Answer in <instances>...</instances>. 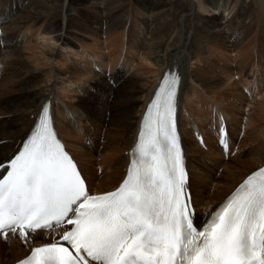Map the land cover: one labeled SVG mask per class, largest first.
Returning a JSON list of instances; mask_svg holds the SVG:
<instances>
[{
	"label": "bare ground",
	"instance_id": "obj_1",
	"mask_svg": "<svg viewBox=\"0 0 264 264\" xmlns=\"http://www.w3.org/2000/svg\"><path fill=\"white\" fill-rule=\"evenodd\" d=\"M173 72L186 190L202 226L264 165V0H0V167L49 103L91 194L118 188L146 109ZM63 231L36 232L27 245L0 234V264Z\"/></svg>",
	"mask_w": 264,
	"mask_h": 264
},
{
	"label": "snow or ice",
	"instance_id": "obj_2",
	"mask_svg": "<svg viewBox=\"0 0 264 264\" xmlns=\"http://www.w3.org/2000/svg\"><path fill=\"white\" fill-rule=\"evenodd\" d=\"M178 85L176 74H165L125 178L100 194L87 188L45 105L0 178V234L7 239L10 231L27 245L38 230L64 231L20 264H264V168L195 226L177 133ZM219 132L225 145L222 125Z\"/></svg>",
	"mask_w": 264,
	"mask_h": 264
},
{
	"label": "rangeland",
	"instance_id": "obj_3",
	"mask_svg": "<svg viewBox=\"0 0 264 264\" xmlns=\"http://www.w3.org/2000/svg\"><path fill=\"white\" fill-rule=\"evenodd\" d=\"M231 9H232V7H231ZM203 14L206 15V13H203ZM215 14H216V13H215ZM32 44H33V42H32ZM60 50H61V52H63L62 49H60ZM3 84H4L3 82H0V87L3 86ZM243 105L245 106L246 104L243 103ZM228 118H229V117H228ZM96 145H97V144H96Z\"/></svg>",
	"mask_w": 264,
	"mask_h": 264
}]
</instances>
